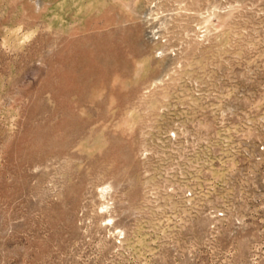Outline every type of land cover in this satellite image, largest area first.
<instances>
[{"label":"rangeland","instance_id":"obj_1","mask_svg":"<svg viewBox=\"0 0 264 264\" xmlns=\"http://www.w3.org/2000/svg\"><path fill=\"white\" fill-rule=\"evenodd\" d=\"M0 264H264V0H0Z\"/></svg>","mask_w":264,"mask_h":264}]
</instances>
